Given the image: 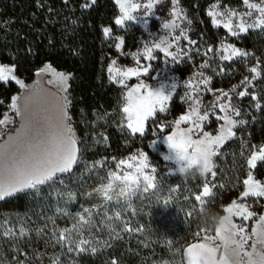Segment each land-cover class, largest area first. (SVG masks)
Instances as JSON below:
<instances>
[{"label":"trees","instance_id":"16d2710c","mask_svg":"<svg viewBox=\"0 0 264 264\" xmlns=\"http://www.w3.org/2000/svg\"><path fill=\"white\" fill-rule=\"evenodd\" d=\"M170 1L167 0V3ZM241 2L242 0H179L189 15L199 20V30L206 38L213 37L216 33H225L223 29L217 30L211 25L206 14L207 8L214 3L233 7ZM84 3L85 0H0V64L13 66L17 77L26 82H30L45 64L71 74L69 111L76 122L78 136L83 137L84 130H87L82 142L85 155L93 156V162L119 159L129 154L133 143L135 147H144L150 138H133L119 130L118 126L110 125L116 118L117 123L121 116L122 90L110 82L107 74L114 52L110 42L104 39L102 28L110 27L113 34L117 32L114 24L117 7L113 0H96V4L89 8L82 7ZM238 45L249 50L253 44L249 36H244ZM260 63L261 69L264 68V51ZM15 92L12 83L7 88L0 83V95L5 96L6 102ZM181 112L182 109L179 108L176 115ZM260 116L259 129L252 130L251 137L245 138V152H240L239 146L229 141L222 148V155L217 156L215 196L202 212L198 202L194 200V194H199L202 186V178H197L181 189L180 193H175L178 197L169 202V210L164 215L159 212L156 214L155 222L149 229L152 231L141 234L146 236L143 237L144 240L141 236L137 239L133 236L122 238L116 234L117 230L103 232L89 225L92 220L87 224H80V215H85L87 219L83 204L97 182L91 171L85 172L90 175L86 180L73 182L76 165L71 175L62 177V183L66 178L70 180L64 186L58 181L43 188L42 195L32 192L0 201V233L9 229H13L15 233L11 238L0 235V263L52 264L53 259L44 257L53 256L54 259L59 257L60 264H112V261H116V264H163L177 221L179 231L184 233L181 236V263L183 249L193 243L190 234L195 233L193 235L196 236L202 229L208 230L209 234L214 231L215 227L209 225L205 213L221 216L223 206L241 192L247 158L252 150L264 143V105ZM95 117L104 123L102 129L104 136L108 138L106 143L103 140L99 143L94 141L90 121ZM77 147L79 148L78 145ZM261 167L262 164L256 169L258 179L262 178L259 172ZM89 181L91 182L88 183ZM221 184L225 187H219ZM176 208L180 214L173 218ZM101 214L94 218L101 217ZM165 219L169 228L165 225ZM197 220L199 221L196 223ZM201 223L203 227H200ZM74 226L76 230L72 232L73 243H57L60 231L73 229ZM21 228L27 235H19ZM48 231L52 233L50 236H47ZM81 236L92 242L90 246L85 245L84 252L75 250V242ZM69 247L73 250L69 251ZM91 248L96 251H91ZM149 253H153L154 258ZM25 255L27 258H23Z\"/></svg>","mask_w":264,"mask_h":264},{"label":"snow or ice","instance_id":"6c2138e0","mask_svg":"<svg viewBox=\"0 0 264 264\" xmlns=\"http://www.w3.org/2000/svg\"><path fill=\"white\" fill-rule=\"evenodd\" d=\"M118 7L119 14L114 19V24L118 28L126 29L128 22L142 20L144 26H147L148 18L152 16V10L158 4L164 3V0H147L146 3H141L140 0H115ZM96 4V0H85L82 5L84 8H89ZM172 8L170 11L171 19L159 24V27L164 30L163 34L156 37L155 41L145 43L142 50L137 53H131L135 66L132 67H117V61L112 60L107 68L110 82L117 83L122 88L126 89L122 93L123 103L120 107L122 113L121 123L126 127L129 133L133 136L139 134L144 136L147 127L151 120L155 119L159 113H166L168 111V101L173 99L172 92L176 91V84L171 83L166 91L162 86H154L146 83L141 77L149 74L150 65L141 63V58L144 61H152L158 58V52L163 53L166 57H171L174 61L178 54H181V49L178 47L179 42L188 40L190 44H196L195 40H189L187 31L180 29L179 35L171 36L170 30L179 27L176 23L178 18H182V10L179 8V0H171ZM244 6L249 9L245 13H237L234 10L225 9L223 12L218 11V4L214 3L208 10L207 15L211 17L213 27H223L227 29L229 35L239 36L241 33H247L250 29H260L264 31V0L259 3H252L250 0H243ZM141 8L146 9L143 17H138L135 13ZM253 12L258 13L251 22H248L245 17L251 18ZM222 17L223 23L221 19ZM233 17L237 18L235 24ZM191 24V20L187 21ZM112 28L103 27L102 32L106 39L114 38L118 42L115 48L120 52L125 44L123 37H112ZM155 33H153L154 35ZM171 40V42H169ZM176 51H171L172 48ZM222 50L225 54L220 56L221 60L232 61L235 58L250 55L234 45H222ZM208 52L213 49L209 48ZM217 51H220L219 49ZM187 57L188 53H182ZM209 62L205 61L201 68H207ZM258 66H253L249 71L253 74L251 79L245 77L241 82L244 85H251L252 81L260 77ZM43 71L51 72V66L45 65ZM223 68L220 69L222 73ZM15 68L0 66V82L7 84L9 81H14L21 89L27 86L23 80L14 75ZM63 85L61 91L64 93L59 97L60 100V128L61 131L57 136H53L50 140V147L44 149L38 154H32L21 159H16V154L10 151L8 142L0 144V201L18 196L21 194H29L35 192L42 194V189L48 187L56 182H63L62 177L71 175L74 167L80 161V149L77 147L79 141L76 137L75 130L71 124L72 116L70 115L71 100L67 94V81L71 78V74L63 72L53 73ZM201 77L198 83L194 84L192 80L186 83V88L191 91L186 93V100L191 101L186 114L179 116L173 123V131L171 134L163 136V139L170 151L174 152L172 159L176 163L187 162L189 165H194L199 161L204 162L205 175L210 174L213 180L217 176L216 164L214 157L222 155L221 148L229 140L235 138L236 133L234 129L246 123L243 119H236L241 116V110L231 104V95L229 92L221 91L220 95L216 96L215 102L211 107H205L201 112L202 97H196L195 93L200 90L199 85L211 92L210 84L212 77L204 76L198 73ZM136 77L138 82L128 86V81ZM236 93V86L231 90ZM240 98L251 95V100L256 102L255 108L261 110L262 105L255 93L250 94L247 87L244 90L236 93ZM227 98V99H225ZM30 96L18 97L13 96L11 103L8 105L2 117H0V130L9 124L14 123L9 115L14 112L16 116L22 117L23 111L21 107V100H23V109H27ZM184 99V98H182ZM219 108L222 115H216L214 109ZM210 114L216 116V120L223 121L217 130L216 135L204 131L205 122L210 120ZM188 125L187 128H182L181 125ZM22 128L24 125L21 126ZM166 125H160L159 131L163 132ZM199 134V138H193L194 135ZM19 135V130H18ZM101 135H103L101 133ZM13 137H9L12 140ZM107 136H104L103 142H107ZM99 143L100 141H96ZM155 143V140L151 142ZM166 160L169 157H164ZM264 162V145L260 146L258 151H253L251 156L247 158V167L249 169L247 177L243 180L244 191L240 193V200L248 197H264V183L258 179H254L253 171L257 168V162ZM10 162V163H9ZM104 161L95 162L103 165ZM157 169L149 166L148 157L143 152L139 155H131L126 159L116 162V171H109L108 183L103 185L98 191L106 201L111 200L110 193L115 188L120 186V196L127 199L123 203L128 204L132 199L149 193L155 194ZM168 174L174 175V171L169 169ZM215 184H211L206 180L204 186L199 194H194V200L200 205L201 212L203 205L207 198L215 196ZM219 187L223 188L225 185L221 184ZM175 191V189H173ZM189 199V197H185ZM169 201L165 200V205ZM120 203V201H117ZM226 215V222L217 226L215 234L211 235L208 230L202 229L196 233L197 241L187 245L183 249V256L186 259V264H264V215L259 216V230L257 226H253L249 234L243 224L234 222L235 217H239L242 221H249L255 216V213L249 210V206L245 203H238L237 200H232L231 203L224 207ZM87 214L79 216L80 224H87L91 220V211L84 209ZM188 215H191L189 213ZM119 218V213H117ZM73 229H64L59 233L57 243H73L69 237ZM124 231H132L131 228L125 227ZM203 233V235H201ZM0 235H15L11 229L7 232L0 233ZM19 235L21 237L27 235L23 228L20 229ZM249 241L251 244L249 245ZM219 242V243H217ZM90 240L81 238L75 242V250L78 252L86 251L85 245H91ZM250 247L251 250H248ZM69 251L73 248L69 247ZM95 252V248H91ZM179 251V250H178ZM52 264H60L59 257L52 260ZM116 264V261H112ZM167 264V262H165Z\"/></svg>","mask_w":264,"mask_h":264},{"label":"rangeland","instance_id":"374dc122","mask_svg":"<svg viewBox=\"0 0 264 264\" xmlns=\"http://www.w3.org/2000/svg\"><path fill=\"white\" fill-rule=\"evenodd\" d=\"M113 1L115 3V0ZM140 2L146 3L147 0H140ZM250 2L259 3L260 0H250ZM216 4H218L217 10L221 12H223L226 8L234 10L237 13H245L249 11V9L244 6L243 0L240 5L233 7L221 3ZM178 6L182 10V18H178L176 20V23L179 25V27L170 30V35H179L180 29L183 28L187 31L189 40H195L196 44H190L188 40L182 39L178 44V47L181 49V54L177 55L175 61L171 57H166L163 53L159 52L158 58L155 60L144 61L141 58L142 64L150 65L149 74L147 76L141 77L145 80L146 83H150L154 86H162L166 91L168 90V86L171 83L176 84V91L172 92L173 99L168 101V111L166 113H159L155 119L150 121L146 130V134L144 136H140L139 134L133 136L129 133L128 129L124 127V125H122L121 123L122 113L117 123V118L110 123L111 126H118L120 128L119 130L125 131L126 134H129L133 138L137 137L139 139H144L146 136H148L150 140L146 143V145H144V147L140 145L135 147V143H133L130 148L129 154H127L126 156L120 157L119 159H100L98 161H104L105 163L102 166L96 164V166L93 167V165L95 164V162L91 161L93 156L85 155L84 145L82 143L84 142V139L86 137L85 132L87 130H84L83 137H80V135L78 136V132H76L75 130L76 122L74 121L73 117L71 120V124L75 130L76 137L79 141L78 146L80 149L81 161L77 165V171L73 175V182H76L78 180H86L88 176H90L89 174H85L86 171H91V174L96 176V179L94 178V180L97 182V184L93 187L92 192L88 195L86 203L83 204V207H85V209H89L91 213H93V216H91L92 222L89 225H92L94 228H99L103 232H112L113 230H117L116 234L122 236V238H129L130 236H133V238L135 239H137L138 236H141V239H143V237L146 238V236L141 234L144 232L152 231L149 229L152 228V225L155 222L154 219L156 218V214L159 212L161 215H164V213L169 210V202H173L174 198L178 197L175 193H180L181 189L191 184L197 178H202V186L200 188V191L202 190L206 180L210 183V185L214 184V180L210 174H207L203 177L195 175L190 176L188 178H183L178 174H168L169 169L174 170L176 168V162L174 161V159H172L174 153H172L167 147L163 136L171 134L173 131L174 121L179 116L186 114V112L188 111L191 101L186 100L185 97L186 93L191 91V89L186 88V83L189 80H192L194 84L198 83L199 79L201 78L198 73L201 72L204 74V76L212 77V83L210 84V87L212 89L211 92L207 91L203 85H199L200 90L195 93L196 97H202L201 112L205 110V107H211L212 103L215 102L216 96L220 95L221 91L230 93L232 97L231 104L241 110V116L236 117V119H243L246 121L244 125L238 126L234 129L236 136L234 139L229 140L233 141L235 146H239L240 152H245V138L251 137L252 130L257 131L259 129L261 121L260 110H257L255 108L256 102L251 100V95H248L244 98H240L236 93L244 90V88L247 87L248 92L250 94L255 93L261 105H264V68L261 69L260 63V58L262 52L264 51V31L260 29H250L247 33H241L237 37L229 35L227 29L221 26L214 28L217 30L223 29L225 32L224 34L216 33L213 35V37L206 38L202 35L199 30V20H195L193 16L189 15L188 11L180 3ZM211 6H209L207 10ZM171 8V1L168 4L167 0H164V3L158 4L156 7H154L152 10V16L148 18V23L146 27L144 26L142 20L128 22L126 29H121L116 26L117 32L115 34L112 33L111 36L123 37L125 40V44L120 52H118L115 48V44L118 41L114 38L106 39L103 35L104 39L110 42V45L112 46L114 52V56L111 61L116 60V66L120 68L135 66V61L131 53H137L138 50L143 49L145 43L155 41L157 36L163 34L164 30L159 27V24L164 21H169L171 19ZM146 11V9L141 8L135 13V15H137L138 17H143ZM118 14L119 12L117 7V15ZM257 15L259 14L253 12V16L251 18L245 17V19H247L248 22H251L253 19H255ZM208 18L211 23V17L208 16ZM218 19H221L223 23L224 18L218 17ZM188 20H191V24L187 23ZM236 22H238L237 18L233 17V23L235 24ZM153 33L155 34L153 35ZM244 36H249L250 40L252 41L253 45L249 50L238 45L241 43V38ZM169 42H171V40ZM228 44L234 45L238 49L247 52L250 55L235 58L232 61L221 60L220 56L225 54L222 50V45L226 46ZM209 48H212L213 51L208 52L207 50ZM218 49L220 51H217ZM171 51H176V48H172ZM183 52L188 53L187 57L182 54ZM205 61L209 62V66L207 68H201V65ZM45 65L39 68V70L34 74V78L30 82H26L25 80L17 77L14 72V75L17 78L23 80V82L27 86L25 89H21L18 85L15 84L14 81H9L7 84H5L4 82H0L1 84H4L6 88L9 83H12L16 90L15 93L11 94L9 101L7 102L5 100V96L0 95V117H2L3 114L8 111V105L11 103V98L13 96L24 97L27 95L31 97L26 110L23 109V100H21L23 116L18 117L15 115L14 112H10L9 115L13 119L14 123L7 125L2 130H0V144L8 142L11 146L10 151L16 154L17 160L32 154H38L44 149L50 147L51 138L53 136H57L61 131V113L59 97L64 94L61 91L63 85L57 79V77L53 75V73L63 71H58L50 65L52 69L51 72H42L41 70L44 69ZM257 65H259L258 72H260L261 74L260 77L253 80L250 86L242 84L241 82L244 80L245 77L251 79L252 76L255 75L251 73L249 69ZM0 66L13 67L3 64H0ZM221 68L224 69L222 73L220 72ZM63 73H65L66 75L68 74L66 72ZM70 79L67 81L68 91ZM137 82V78L133 77L130 81H128V86L130 87L131 85ZM113 84L120 88L122 90V93L126 90L119 86L117 83ZM234 86H236V93H232L231 91ZM179 108L182 109V112L176 115ZM214 112L216 115H222V113L219 112V108L214 109ZM90 124L91 126H93L92 130H94V141L101 142V140H103L104 138V132L102 129L104 124L103 121H101L100 118L95 117L94 120L90 121ZM221 124H223V121L216 120V116L210 114V120L205 122L206 126L203 130L208 131L212 135H216L217 130ZM22 125H24L23 128L21 127ZM160 125L167 126L163 132L159 131ZM181 127L187 128L188 125L182 124ZM101 133L103 135H101ZM9 137H13V139L9 140ZM193 138H199V134L194 135ZM153 140H155V143H153L150 147L151 142ZM225 144L222 146V148L225 146ZM262 145H264V143L252 150V152L258 151L259 147ZM141 152H143L144 155L148 157L150 168L155 167L157 169V188L155 189V194L149 193L147 195H142L132 199L128 204H125L123 203V201L127 198L120 196V186L118 185L115 190L110 193L111 200L106 201L101 195V193L98 191V189H100L103 185H107L109 171H116V162L122 159H126L131 155L138 156ZM252 152L250 153V156ZM165 156L169 157V159L166 160L164 158ZM217 156L214 157L215 164ZM260 164H262V167L260 168L259 172L262 174V178H257V168L252 170L253 176L254 179H258L262 183H264V162L258 161L257 165ZM216 166L217 167L215 170H217L218 168L217 164ZM248 171L249 169L246 166L245 178L247 177ZM64 181L65 182L61 184L63 186L70 180L69 178H66L64 179ZM90 182L91 181H89L88 183ZM173 189H175V191H173ZM243 191L244 185L242 182L241 192ZM241 192H239L235 198L231 199L223 206L221 217L226 215L223 209L225 206L229 205L232 200L235 199L238 201V203L247 204L249 206V210L254 212L255 216L249 221H242L239 217H235L234 222L237 224H243L246 227L247 232L250 234L253 226H257L259 230L258 218L260 215H264V197H248L243 200H240L239 198ZM212 198L213 197L206 199L203 208L208 202L212 200ZM165 200L169 201L167 205H165L164 203ZM117 201H120V203H117ZM100 212H102V214ZM117 213H119V218H117ZM97 214H101V217H97L99 219L94 218L98 216ZM179 214V209L176 208L175 212H173V218L179 217ZM169 216L170 215H167V217ZM197 217H199L198 214ZM165 220V225L169 228L170 226L167 225V219ZM198 221L199 220H197L196 223ZM178 223L179 222L177 221L173 228L174 235L172 241L168 242V245L170 247L168 248L165 257V262H167V264H186V259L184 258L183 254V260L181 261V263L179 262L181 258L180 251L182 249L181 236L184 235V233L179 231ZM125 227L131 228L132 231H124ZM200 227H203L202 223L200 224ZM215 229L216 227L214 228V231L211 233V235L215 234ZM11 230L12 232H14L13 229ZM51 234L52 233L48 231L47 236H50ZM193 234H190V236L192 237V241L196 242L198 238ZM13 236L14 235H7L8 238H11ZM72 239L73 235L71 233L69 240L72 241ZM250 244L251 241H249V245ZM248 250H251L250 247ZM54 254L56 255V253ZM149 254L151 258H154L153 253ZM23 258H27V256L25 255L23 256ZM44 258L48 260L54 259L53 256H45ZM41 260H43V258H41ZM165 262L163 264H165ZM6 264L13 263L9 262Z\"/></svg>","mask_w":264,"mask_h":264},{"label":"clouds","instance_id":"9594fccd","mask_svg":"<svg viewBox=\"0 0 264 264\" xmlns=\"http://www.w3.org/2000/svg\"><path fill=\"white\" fill-rule=\"evenodd\" d=\"M173 171L175 174H178L183 178H188L190 176H195V175H199L200 177H203L205 175V166L202 160L194 165H189L187 162H184L182 164L176 163V168ZM205 215L207 217V222L209 223L210 226L217 227L222 223L226 222V217L224 216L221 217L214 213H208V212H206Z\"/></svg>","mask_w":264,"mask_h":264}]
</instances>
